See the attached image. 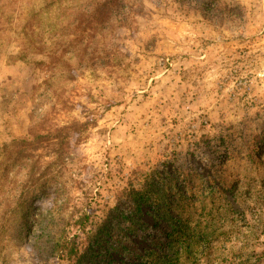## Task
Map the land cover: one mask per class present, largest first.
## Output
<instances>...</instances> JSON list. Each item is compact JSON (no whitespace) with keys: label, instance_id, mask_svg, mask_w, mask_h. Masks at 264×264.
<instances>
[{"label":"rangeland","instance_id":"374dc122","mask_svg":"<svg viewBox=\"0 0 264 264\" xmlns=\"http://www.w3.org/2000/svg\"><path fill=\"white\" fill-rule=\"evenodd\" d=\"M100 1L0 0V166L16 141L85 126L33 152L28 192L24 164L2 180L0 264H69L50 245L84 243L77 224L127 214L150 180L175 224L192 214L215 236L185 254L143 207L134 233L109 225L113 264H264V0H123L62 53L63 29ZM22 192L28 225L11 214Z\"/></svg>","mask_w":264,"mask_h":264},{"label":"trees","instance_id":"16d2710c","mask_svg":"<svg viewBox=\"0 0 264 264\" xmlns=\"http://www.w3.org/2000/svg\"><path fill=\"white\" fill-rule=\"evenodd\" d=\"M122 3L123 0H102L94 6L92 5L91 8L85 9L79 17V22L75 25L73 31L70 28L63 29L65 36H73L74 39L72 40L67 38V40L59 46L61 50H63L62 53H66L73 49L78 45V41L81 43L84 34H92L98 29L106 28L110 24L111 18L116 15L117 9ZM83 127L85 126L78 125V127L73 126L68 129L55 131L52 133L54 136H49L52 134H48V137L59 139L61 134L66 131H73L78 134L82 132L84 129ZM48 137L36 136L33 141H16L13 143L14 147L8 152L9 158L7 157V165L0 166V186L1 184H4L2 183V180L6 179L9 170L16 164H24L26 170L25 181L21 184L20 188L28 192L30 188L37 185L40 176L37 177V162L33 159V152L38 151L40 146L45 143V140L48 143L50 141ZM253 153V148H250V153L248 154L250 161L254 160ZM154 186V183L150 180L143 185L142 190L135 191L134 189H130L126 195L130 205V211L127 214L126 212L120 213L116 211L111 218L108 219V222L97 225L96 231L87 232L85 230L86 220L77 224L79 225L80 230H82V233L86 235L84 243H79L77 245L75 240L66 242V238H63V242L54 241L55 243L50 245L49 253L52 256H58L59 258L67 261L69 264H113L110 253L113 250L116 252L119 250H117L118 247L115 248L114 245H110V248H106L104 246L107 236L111 237L114 232H111V227L109 225L113 224L114 221L119 223L121 219H124L129 222V229L127 231L134 233V227L139 223L143 207L152 208L151 214L153 215L151 217L153 221L157 223L160 221H168L170 223L171 233L168 235V238L171 240L169 243L170 246L177 244L182 247L184 253L188 255L192 253L198 254L204 249V247L206 251L207 242L211 237L213 238V236H215V233H212V231L209 233L204 231L199 232L198 230L196 232L191 231L193 218L192 214H189L188 218L183 223L178 222L175 224V219L172 215H169V212L172 210L174 205V203L171 202V195L168 196L165 203L161 204L159 197L156 194L157 191H154ZM22 194L23 195H21L20 199L17 201L18 204L15 207L17 211L14 210L11 214L16 215L17 212H20L22 219L28 225L27 215L23 213V210L28 202V197L26 195H29V193L27 194L22 192ZM184 206L187 210H190L192 209L193 203L192 201H189L188 203H185ZM2 214V218H4L6 214L5 211H3ZM190 247L193 249L191 253L189 252ZM175 252L178 254L177 250ZM202 253L205 252H201V255ZM106 258H108L107 261L105 260ZM151 259H153L151 264H160V260L155 259V255H152L148 260ZM147 263L144 262L142 264ZM169 263L170 261L168 264Z\"/></svg>","mask_w":264,"mask_h":264}]
</instances>
